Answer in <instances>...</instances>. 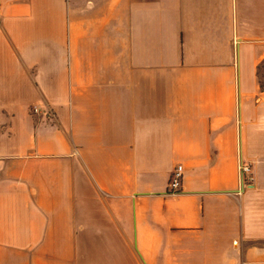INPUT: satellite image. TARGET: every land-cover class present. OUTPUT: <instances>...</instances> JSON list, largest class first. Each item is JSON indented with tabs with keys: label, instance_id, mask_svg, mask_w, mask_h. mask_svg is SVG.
I'll return each instance as SVG.
<instances>
[{
	"label": "crops",
	"instance_id": "obj_1",
	"mask_svg": "<svg viewBox=\"0 0 264 264\" xmlns=\"http://www.w3.org/2000/svg\"><path fill=\"white\" fill-rule=\"evenodd\" d=\"M262 64L264 0H0V264H264Z\"/></svg>",
	"mask_w": 264,
	"mask_h": 264
},
{
	"label": "built area",
	"instance_id": "obj_2",
	"mask_svg": "<svg viewBox=\"0 0 264 264\" xmlns=\"http://www.w3.org/2000/svg\"><path fill=\"white\" fill-rule=\"evenodd\" d=\"M34 112L38 113L39 112L38 108L35 107ZM46 115L48 118L53 117V115L50 112H47ZM241 173H242V177H243L244 181L249 176L251 177V165L246 164V163H242L241 164ZM183 174H184V166L183 165L176 166V168L174 169V171L172 173L171 180H170V190L173 194H177L181 191Z\"/></svg>",
	"mask_w": 264,
	"mask_h": 264
},
{
	"label": "rangeland",
	"instance_id": "obj_3",
	"mask_svg": "<svg viewBox=\"0 0 264 264\" xmlns=\"http://www.w3.org/2000/svg\"><path fill=\"white\" fill-rule=\"evenodd\" d=\"M264 72V65H261V68L259 70L260 75H262ZM35 109V108H34ZM52 114V112H50ZM53 115V114H52ZM54 116V115H53Z\"/></svg>",
	"mask_w": 264,
	"mask_h": 264
},
{
	"label": "trees",
	"instance_id": "obj_4",
	"mask_svg": "<svg viewBox=\"0 0 264 264\" xmlns=\"http://www.w3.org/2000/svg\"><path fill=\"white\" fill-rule=\"evenodd\" d=\"M262 65H264V64H262ZM260 68H261V66H260Z\"/></svg>",
	"mask_w": 264,
	"mask_h": 264
}]
</instances>
